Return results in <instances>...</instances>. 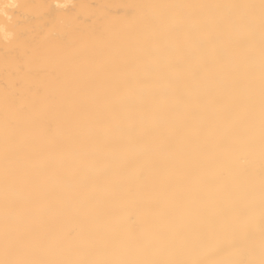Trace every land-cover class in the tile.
<instances>
[{"label":"bare ground","instance_id":"obj_1","mask_svg":"<svg viewBox=\"0 0 264 264\" xmlns=\"http://www.w3.org/2000/svg\"><path fill=\"white\" fill-rule=\"evenodd\" d=\"M260 4L0 0V260L259 264Z\"/></svg>","mask_w":264,"mask_h":264},{"label":"snow or ice","instance_id":"obj_2","mask_svg":"<svg viewBox=\"0 0 264 264\" xmlns=\"http://www.w3.org/2000/svg\"><path fill=\"white\" fill-rule=\"evenodd\" d=\"M5 8L10 7V5H5ZM11 7H19L18 5H11ZM261 48H260V59H261V73H260V88H261V115L264 119V0H261ZM7 17V12H4ZM11 19V17H7ZM251 38V33L249 34ZM131 223L130 220L122 221L123 225ZM233 237L237 239L239 245H244L242 251H254L255 246L258 242L261 259L259 264H264V201H262V213L259 235L249 228L245 223L238 222L236 225V230L232 233ZM0 264H64V262L55 261H35V260H0ZM101 264H135V262L128 261H118V262H101ZM229 264H256L255 261L248 260H233Z\"/></svg>","mask_w":264,"mask_h":264}]
</instances>
